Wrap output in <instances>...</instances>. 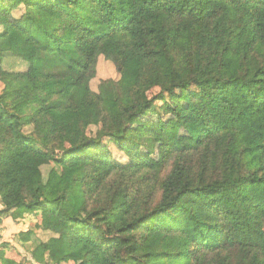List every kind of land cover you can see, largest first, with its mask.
Wrapping results in <instances>:
<instances>
[{"label": "trees", "instance_id": "16d2710c", "mask_svg": "<svg viewBox=\"0 0 264 264\" xmlns=\"http://www.w3.org/2000/svg\"><path fill=\"white\" fill-rule=\"evenodd\" d=\"M0 83V217L38 264H264V0H0Z\"/></svg>", "mask_w": 264, "mask_h": 264}, {"label": "rangeland", "instance_id": "374dc122", "mask_svg": "<svg viewBox=\"0 0 264 264\" xmlns=\"http://www.w3.org/2000/svg\"><path fill=\"white\" fill-rule=\"evenodd\" d=\"M16 16L19 14L18 12L14 13ZM97 72V79L93 83V87H95L99 81V79H116L118 78V72L115 67L108 61H102ZM17 71H24L26 67H18ZM3 90V85L0 83V93ZM185 101V95H182ZM185 104V102H184ZM157 123V118L155 116L149 115L145 118L137 119L133 122L134 128L138 130H147L149 127L153 126ZM165 123L169 130L174 132L178 137V144L180 146L193 145L192 139L185 133V131L176 123L172 115H168L165 118ZM95 130V129H94ZM113 153L122 160L123 162L126 160L125 156L118 152L117 148L111 147ZM166 150V143L164 138H157L156 144L154 147V152L151 154L149 151H145L149 154L150 161L155 165H160L162 163V156ZM28 227H21L14 223L11 218L8 217H0V246H4L6 249L5 255L6 257L16 261L20 264H38L31 255V252L28 250L27 246H21L17 242V236L19 232L26 231ZM42 236V235H41ZM44 238V237H43ZM78 262H70L68 264H78Z\"/></svg>", "mask_w": 264, "mask_h": 264}, {"label": "crops", "instance_id": "0c3cea01", "mask_svg": "<svg viewBox=\"0 0 264 264\" xmlns=\"http://www.w3.org/2000/svg\"><path fill=\"white\" fill-rule=\"evenodd\" d=\"M2 209L1 205H0V210Z\"/></svg>", "mask_w": 264, "mask_h": 264}]
</instances>
